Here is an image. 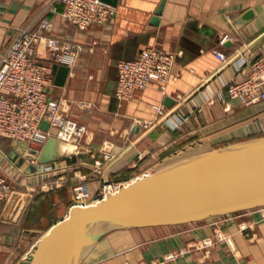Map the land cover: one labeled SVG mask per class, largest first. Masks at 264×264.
Listing matches in <instances>:
<instances>
[{
    "label": "crops",
    "instance_id": "1",
    "mask_svg": "<svg viewBox=\"0 0 264 264\" xmlns=\"http://www.w3.org/2000/svg\"><path fill=\"white\" fill-rule=\"evenodd\" d=\"M50 2L0 0V54L18 29L41 11L53 21L51 35L83 47L63 85L55 83L53 70L49 95L61 101L66 116L88 127V147L52 161L58 170L50 174L38 159L19 153L0 136V172L15 189L0 210V264H30L44 235L69 214L73 193L64 194L67 189L60 187L66 181L52 191L42 188L44 181L53 183L58 175L79 169L88 174L90 192L97 195L102 182L119 180L137 167L152 168L162 160L165 165L180 153L188 155L179 160L264 130V100L241 101L227 93L225 100L217 96L224 79L243 76L236 58L257 57L264 51V0H118L111 4L109 20L87 28L67 21L61 5L54 11ZM249 11L250 20L234 32V19ZM222 38H226L223 43ZM151 45L174 54L169 80L153 81L130 100H120L118 62L135 58ZM216 51L231 59L222 62ZM40 57L46 59L44 52ZM167 117L181 123L176 127ZM144 121L152 123L150 128H144ZM104 152L112 157L95 170L94 160L103 158ZM13 195L18 197L12 202ZM49 204L63 216L47 221L44 229H33L36 211L48 212ZM243 224L248 225L246 233L241 232ZM220 227L233 233L234 251L225 243L208 249L190 246ZM131 229L139 230L132 240L123 247L119 239L94 247L86 264H264V220L258 210ZM180 250L184 252L168 257ZM96 254L104 256L96 258Z\"/></svg>",
    "mask_w": 264,
    "mask_h": 264
},
{
    "label": "built area",
    "instance_id": "2",
    "mask_svg": "<svg viewBox=\"0 0 264 264\" xmlns=\"http://www.w3.org/2000/svg\"><path fill=\"white\" fill-rule=\"evenodd\" d=\"M61 5L63 17L80 28H87L94 23H103L110 19L113 6L103 0H51L50 8L56 11ZM53 21L45 12L41 11L31 21L20 27L0 54V136L7 139L26 141L29 146L34 144L41 148L51 136L63 139L72 153L87 149V137L90 135L88 127L79 121L66 116L62 111L59 99L49 95V88L54 84L53 65H67L71 67L76 62L83 47L71 40H62L51 35ZM226 38H222L223 43ZM44 52L46 59L40 57ZM216 56L224 63L229 58L224 52L216 51ZM73 61L71 65L63 63V58ZM174 54L161 47L151 45L143 48L133 59L118 62V78L116 95L120 100H130L139 89L146 88L151 82L166 83L171 75ZM241 78L224 79L218 89L217 96L225 100V93L231 98L241 101L264 100V51L257 57L240 55L236 58ZM159 113L164 114L163 109ZM168 120L176 127L181 119ZM47 120V129L41 123ZM148 129L152 125L149 121L142 123ZM112 155L104 152L103 158L94 160L95 170L109 161ZM46 173H54L58 167L52 162L42 164ZM140 178V177H138ZM70 183L73 193V206H88L105 198L108 193L116 192L132 181L107 180L102 182L98 194L92 195L88 184V174L81 170H74L72 174L61 175L53 183L44 182L43 189H50L62 182ZM15 191L8 177L0 172V210ZM264 220V206L256 208ZM230 219V218H226ZM248 225L241 226V232L246 233ZM216 243H225L230 251L236 248L233 233L224 228H218L212 235L191 247L208 249ZM168 257L174 258L177 254Z\"/></svg>",
    "mask_w": 264,
    "mask_h": 264
},
{
    "label": "water",
    "instance_id": "3",
    "mask_svg": "<svg viewBox=\"0 0 264 264\" xmlns=\"http://www.w3.org/2000/svg\"><path fill=\"white\" fill-rule=\"evenodd\" d=\"M252 15L249 11L235 18L232 30L236 32ZM53 70L55 83L63 85L69 66L54 64ZM48 126L47 120L41 123L44 129ZM11 146L41 163L72 153L56 136L49 137L41 148L18 139H12ZM17 197L13 195L12 202ZM263 206L264 135L178 160L94 204L71 207L41 239L30 264H81L88 246L113 229L199 222Z\"/></svg>",
    "mask_w": 264,
    "mask_h": 264
},
{
    "label": "rangeland",
    "instance_id": "4",
    "mask_svg": "<svg viewBox=\"0 0 264 264\" xmlns=\"http://www.w3.org/2000/svg\"><path fill=\"white\" fill-rule=\"evenodd\" d=\"M264 135V130H260L259 129V131L258 132H256V133H254V134H252V135H250L249 137H247V138H244V139H241V140H239V141H242V140H246V139H250V138H255V137H259V136H263ZM4 138V137H3ZM7 142H11V140L10 139H7V138H4ZM195 141L194 142H196V138L194 137L193 138ZM237 142V141H236ZM233 143H235V142H233ZM229 144H232V143H229ZM226 145H228V144H223V145H219V146H216L215 148H219V147H223V146H226ZM171 154H169V156H170ZM188 155V154H187ZM187 155H185V154H183V153H180V154H178V155H176L174 158H169V159H165L166 161H168L167 163H169V162H176V160L178 161L181 157H185V156H187ZM172 156V155H171ZM148 157V155H143V159H146ZM168 157V156H167ZM163 163V160L160 162V163H158V164H156V165H154L152 168H149V167H147L146 165L145 166H142V167H137V168H135L134 169V171L130 174V175H128L127 177H125L124 179H119V180H128L129 182L130 181H132V180H134V179H138V177H142V176H144V175H147V174H152L153 172H155L156 170H158L159 168H162V167H164V166H166L167 165V163H165V165L164 164H162ZM171 164V163H170ZM131 170V169H130ZM124 172H126V171H124ZM60 175H58L57 176V178L59 177ZM115 180V179H114ZM47 181V180H46ZM46 181H44V182H46ZM65 183V184H64ZM63 183V185H61L60 187H61V189H67V190H64V194L66 193V194H68V191H72V188H70L71 186H70V183L69 182H64ZM40 186H41V184H40ZM59 187V186H58ZM59 187V188H60ZM55 188H57V185L56 184H54V186L52 187V188H50L48 191H52V190H54ZM38 190H40L39 188H37L36 187V191H38ZM48 191H46V192H48ZM35 192V191H34ZM55 192H57V191H54L53 193L55 194ZM60 196H63L64 194L63 193H58ZM57 195V194H56ZM48 207H49V209H48V212H44V211H40V210H37L36 211V216L38 217L37 219H36V228H33V229H37V228H41V229H44L45 228V226H46V223H47V221H49V222H52V220H58V219H60L61 218V216H63V213H62V211H59L58 210V208H53L50 204L48 205ZM139 230H126V229H118V230H115V229H113V230H109V231H107L106 233H104L103 235H101L97 240H96V242L95 243H93L92 245H90V246H88V248H87V250H86V253H85V255H87L86 256V260H85V262H83L82 264H86V263H88V258L90 257L89 255H88V253L94 248V247H97V246H99V247H103V246H105L107 243H109V241H116V240H118L119 239V241H122V242H120V243H123V245L122 246H119V247H123L125 244H126V242H128V241H130V240H132L133 239V237H135V236H137V234L139 233L138 232ZM121 239V240H120ZM129 244H127L126 246H128ZM89 256V257H88ZM101 256H104L103 254H96L94 257H96V258H99V257H101ZM84 259V258H83ZM83 261V260H82Z\"/></svg>",
    "mask_w": 264,
    "mask_h": 264
},
{
    "label": "clouds",
    "instance_id": "5",
    "mask_svg": "<svg viewBox=\"0 0 264 264\" xmlns=\"http://www.w3.org/2000/svg\"><path fill=\"white\" fill-rule=\"evenodd\" d=\"M62 62L63 63H67L69 65H71L73 63V61L71 59L67 58V57L66 58H63Z\"/></svg>",
    "mask_w": 264,
    "mask_h": 264
},
{
    "label": "trees",
    "instance_id": "6",
    "mask_svg": "<svg viewBox=\"0 0 264 264\" xmlns=\"http://www.w3.org/2000/svg\"><path fill=\"white\" fill-rule=\"evenodd\" d=\"M127 175H130V174H127ZM127 175H124V176L127 177ZM125 177H122V178H119V179H124Z\"/></svg>",
    "mask_w": 264,
    "mask_h": 264
},
{
    "label": "bare ground",
    "instance_id": "7",
    "mask_svg": "<svg viewBox=\"0 0 264 264\" xmlns=\"http://www.w3.org/2000/svg\"><path fill=\"white\" fill-rule=\"evenodd\" d=\"M134 181H136V179Z\"/></svg>",
    "mask_w": 264,
    "mask_h": 264
}]
</instances>
